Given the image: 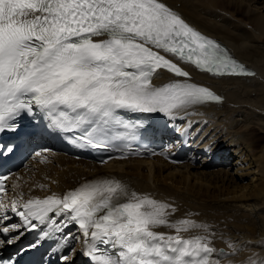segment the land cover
I'll return each mask as SVG.
<instances>
[{"label": "snow or ice", "instance_id": "6c2138e0", "mask_svg": "<svg viewBox=\"0 0 264 264\" xmlns=\"http://www.w3.org/2000/svg\"><path fill=\"white\" fill-rule=\"evenodd\" d=\"M169 56L216 77L255 75L164 0H0V132L15 131L25 113H40L49 129L74 133L77 147L119 153L109 159L140 155L114 143L136 139L143 126L126 120L125 113L174 118L193 106L222 102ZM161 69L184 79L156 85ZM16 147L0 144V158ZM8 178L0 176V236L11 244L18 236L9 233L21 224L8 222ZM18 205L20 199L11 200L10 210L26 229L45 222L51 226L61 215L57 230L75 222L90 264H219L212 259L217 249L208 236L181 235L207 230V225L190 218L170 220L176 211L171 204L115 176H96L62 196ZM161 226L175 234L155 230Z\"/></svg>", "mask_w": 264, "mask_h": 264}, {"label": "bare ground", "instance_id": "6f19581e", "mask_svg": "<svg viewBox=\"0 0 264 264\" xmlns=\"http://www.w3.org/2000/svg\"><path fill=\"white\" fill-rule=\"evenodd\" d=\"M164 2L256 74L217 78L193 70L192 82L216 90L224 100L179 112L169 122L177 131H168L167 149L153 159L99 165L76 160L59 152L50 139L37 138L31 148L47 162H32L26 175L11 180L5 211L16 219L11 200L20 199L21 209L30 198L61 196L97 174H111L137 192L171 204L176 211L170 220L190 218L207 225V230L182 234L208 236L217 249L213 260L219 264H264V0ZM172 78L162 72L153 83L163 85ZM187 139L192 146L186 160L180 164L166 161L167 154ZM55 220H64V216ZM155 230L175 232L164 226ZM79 236L75 252L62 264H86L80 261L85 238ZM5 245L6 241L0 246Z\"/></svg>", "mask_w": 264, "mask_h": 264}, {"label": "rangeland", "instance_id": "374dc122", "mask_svg": "<svg viewBox=\"0 0 264 264\" xmlns=\"http://www.w3.org/2000/svg\"><path fill=\"white\" fill-rule=\"evenodd\" d=\"M206 182H208V181H206ZM202 193H206V188H202Z\"/></svg>", "mask_w": 264, "mask_h": 264}]
</instances>
